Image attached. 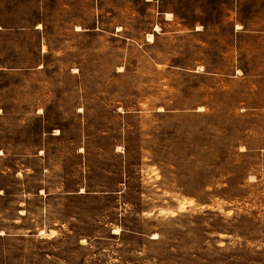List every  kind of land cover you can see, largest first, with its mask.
I'll return each instance as SVG.
<instances>
[{
  "label": "rangeland",
  "instance_id": "1",
  "mask_svg": "<svg viewBox=\"0 0 264 264\" xmlns=\"http://www.w3.org/2000/svg\"><path fill=\"white\" fill-rule=\"evenodd\" d=\"M2 230L0 264H264V0H0Z\"/></svg>",
  "mask_w": 264,
  "mask_h": 264
},
{
  "label": "bare ground",
  "instance_id": "2",
  "mask_svg": "<svg viewBox=\"0 0 264 264\" xmlns=\"http://www.w3.org/2000/svg\"><path fill=\"white\" fill-rule=\"evenodd\" d=\"M166 17L168 18V19H172V17H173V14H172V12H166ZM237 28L238 29H240V28H242V25H240V24H238L237 25ZM77 29L78 30H81L82 29V27L81 26H77ZM161 28H160V26L159 25H157L156 26V28H155V31H159ZM198 29H202V26L200 25L199 27H198ZM147 39L149 40V41H153L154 40V34L152 33V32H150V33H148V35H147ZM121 69H122V67H120ZM200 69H202V66H200ZM57 133H59V131H57ZM20 174V173H19ZM85 191V189L84 188H82L81 189V192H84ZM43 231V230H42ZM115 232H119V230L116 228L115 230H114ZM5 232L2 230V231H0V234H4Z\"/></svg>",
  "mask_w": 264,
  "mask_h": 264
}]
</instances>
